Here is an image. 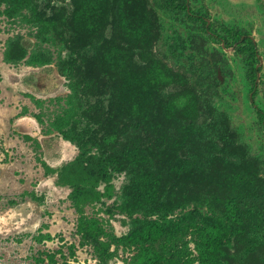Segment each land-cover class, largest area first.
Returning <instances> with one entry per match:
<instances>
[{
  "label": "rangeland",
  "instance_id": "374dc122",
  "mask_svg": "<svg viewBox=\"0 0 264 264\" xmlns=\"http://www.w3.org/2000/svg\"><path fill=\"white\" fill-rule=\"evenodd\" d=\"M173 254L264 264V0H0V264Z\"/></svg>",
  "mask_w": 264,
  "mask_h": 264
},
{
  "label": "trees",
  "instance_id": "16d2710c",
  "mask_svg": "<svg viewBox=\"0 0 264 264\" xmlns=\"http://www.w3.org/2000/svg\"><path fill=\"white\" fill-rule=\"evenodd\" d=\"M137 239V235L134 236V235H131L129 237H126L125 239H119L120 241H123V242H127L128 245L129 244H132L133 242H135V240ZM119 241V242H120ZM199 245V244H198ZM173 256V257H172ZM171 257V261H167L162 255L161 256H157V257H154L152 258L150 261H149V264H189V262H191V259L190 257H188L186 255V259H184V257L180 256V257H176L175 254H173ZM170 260V259H169ZM201 260V264H203V258L200 259ZM174 262V263H172Z\"/></svg>",
  "mask_w": 264,
  "mask_h": 264
}]
</instances>
